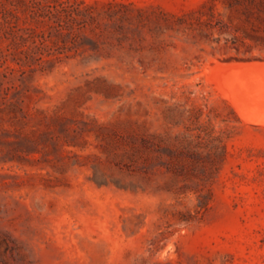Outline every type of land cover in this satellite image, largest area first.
Segmentation results:
<instances>
[{
  "label": "rangeland",
  "instance_id": "1",
  "mask_svg": "<svg viewBox=\"0 0 264 264\" xmlns=\"http://www.w3.org/2000/svg\"><path fill=\"white\" fill-rule=\"evenodd\" d=\"M263 61L264 0H0V264H264V108L210 75Z\"/></svg>",
  "mask_w": 264,
  "mask_h": 264
},
{
  "label": "bare ground",
  "instance_id": "2",
  "mask_svg": "<svg viewBox=\"0 0 264 264\" xmlns=\"http://www.w3.org/2000/svg\"><path fill=\"white\" fill-rule=\"evenodd\" d=\"M247 66L248 65H243V64H231V63L225 64V62L224 64L216 63V66L213 69H210L212 70L210 72V75L213 73V76L215 75L214 77L218 83L223 82L224 84H228L230 86L229 89L235 88L236 89L235 93L237 96L236 99L244 101L246 99L244 95L246 92L249 95V101L253 105L264 108V63L258 65L261 67L259 69L261 73L258 72L259 74L246 73L244 68H246ZM210 70L208 69V73ZM225 71H227L228 73ZM248 85L251 86V88H253V91H251L246 87Z\"/></svg>",
  "mask_w": 264,
  "mask_h": 264
}]
</instances>
